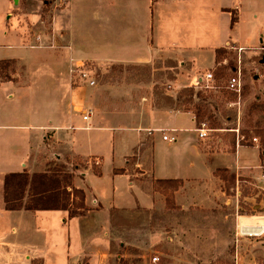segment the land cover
Listing matches in <instances>:
<instances>
[{
  "label": "crops",
  "instance_id": "obj_1",
  "mask_svg": "<svg viewBox=\"0 0 264 264\" xmlns=\"http://www.w3.org/2000/svg\"><path fill=\"white\" fill-rule=\"evenodd\" d=\"M5 1L0 264H111L120 239L113 211L153 208L156 183L207 182L218 179L221 168L260 190L263 197L251 206L264 215L259 146L207 150L194 112L155 106L147 96L133 101L120 84L78 87L72 72L88 61L162 60L171 71L173 88L166 94L173 99L201 71L215 67L223 49L244 47L259 59L264 55V0H56L48 31L36 25L41 12L19 19L12 13L17 0ZM60 163L74 166L73 185L85 193V210L73 216L65 209L8 207V174H51Z\"/></svg>",
  "mask_w": 264,
  "mask_h": 264
},
{
  "label": "rangeland",
  "instance_id": "obj_2",
  "mask_svg": "<svg viewBox=\"0 0 264 264\" xmlns=\"http://www.w3.org/2000/svg\"><path fill=\"white\" fill-rule=\"evenodd\" d=\"M55 1L17 0L12 13L22 19L27 13L41 12L42 22L36 25L48 31L53 27ZM6 9V1L0 0V18ZM12 13L8 18L12 17ZM239 58V51L234 48L219 51L218 63L209 69L214 73V87L195 88L192 82L178 89L173 99L166 94L173 88L168 79L171 71L162 60L126 65L85 63L94 72L96 85L104 82L120 84L129 89L133 101L147 96L155 106H172L195 115L202 111L205 114L202 120L214 129L207 139H201L203 148L235 152L242 143L258 146L252 141L253 137H258L261 159H264V85L254 78L260 59L258 55L244 51L241 63ZM239 65L242 66L245 82L240 104L238 97L225 88L234 68ZM76 81L75 78L74 84H77ZM188 90H191V95L187 94ZM56 169L60 172L53 173L60 175L62 186H65V176L73 172L74 166L60 163ZM216 174L218 179L207 182L176 180L156 183L158 192L153 196L156 203L153 208L138 207L127 213L113 211L116 235L119 234L120 239L113 248L115 256L111 264H153L150 261L154 255L160 258L157 264H256L257 258H264V238L237 240L235 236L237 204L240 213L249 215L243 220L255 223L257 218L253 217L260 213L251 204L258 202L263 194H259L260 190L249 181L238 183L236 173L229 169L221 168ZM253 196L256 199L252 201L249 198ZM66 198L61 194L60 203L68 204L71 213L79 212V200ZM29 199L28 195L23 203H30Z\"/></svg>",
  "mask_w": 264,
  "mask_h": 264
},
{
  "label": "trees",
  "instance_id": "obj_3",
  "mask_svg": "<svg viewBox=\"0 0 264 264\" xmlns=\"http://www.w3.org/2000/svg\"><path fill=\"white\" fill-rule=\"evenodd\" d=\"M234 20V19H233ZM191 95V90H188ZM199 94H197L198 96ZM204 113L198 111L196 113L197 125L202 122ZM264 143V140H263ZM241 145H247L242 143ZM220 169L217 170L219 172ZM59 172V170L57 171ZM57 173H41L30 176L26 172L8 174L5 178V201L10 209H31V210H50L65 209L69 210L68 204L60 203V195L64 194L66 199H78L79 212L71 213L77 215L86 209L85 193L73 185V174L66 175V185L62 186V180ZM176 180H166L164 182H173ZM25 194L30 197V203H23Z\"/></svg>",
  "mask_w": 264,
  "mask_h": 264
},
{
  "label": "built area",
  "instance_id": "obj_4",
  "mask_svg": "<svg viewBox=\"0 0 264 264\" xmlns=\"http://www.w3.org/2000/svg\"><path fill=\"white\" fill-rule=\"evenodd\" d=\"M239 51V62L241 63L242 53L245 51L244 47H232ZM264 50V47L262 48ZM264 55L260 57L259 60V69L257 73L254 74V78L258 81H260L264 85ZM72 72L75 74V78L77 79L76 86H95L97 84V78L94 74V72L89 69L86 66V63L83 62L81 64L76 65L74 69H72ZM244 74L242 70V66L239 65L234 68L233 74L228 79L225 88L228 92L234 94L238 97L239 101L238 104L241 103L242 95L245 88V82H244ZM214 81V73L212 71H206L203 73H199L194 81L192 86L195 88H205L210 89L213 88L214 85L212 82ZM236 103V102H235ZM231 103V104H235ZM85 119L88 117L85 116ZM212 129L209 126V123L207 121H202L197 125L196 131L199 134V137L201 139H207L209 137V132H211ZM243 137V136H242ZM168 136L164 135V139H167ZM173 138H171L172 140ZM239 141V140H238ZM253 143L259 146V138L253 137L252 139ZM240 143V142H239ZM238 143V145H239ZM94 164H99L100 159H95L92 161ZM262 166L264 167V159L262 160ZM239 183V180H238ZM237 196H240L239 189L237 190ZM237 216H236V230H235V236L236 239H242L246 237H255V238H264V215L260 214L257 217V220L255 223H246L243 218L246 216H249L247 214L240 213L239 204H237ZM160 261V258L158 255H154L151 257V263L157 264V262ZM264 264V263H260Z\"/></svg>",
  "mask_w": 264,
  "mask_h": 264
},
{
  "label": "water",
  "instance_id": "obj_5",
  "mask_svg": "<svg viewBox=\"0 0 264 264\" xmlns=\"http://www.w3.org/2000/svg\"><path fill=\"white\" fill-rule=\"evenodd\" d=\"M263 62H264V60H263Z\"/></svg>",
  "mask_w": 264,
  "mask_h": 264
}]
</instances>
